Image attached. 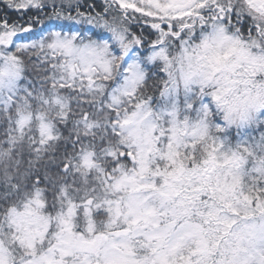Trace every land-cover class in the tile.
I'll use <instances>...</instances> for the list:
<instances>
[{"label":"snow or ice","instance_id":"1","mask_svg":"<svg viewBox=\"0 0 264 264\" xmlns=\"http://www.w3.org/2000/svg\"><path fill=\"white\" fill-rule=\"evenodd\" d=\"M0 264H264V0H0Z\"/></svg>","mask_w":264,"mask_h":264}]
</instances>
